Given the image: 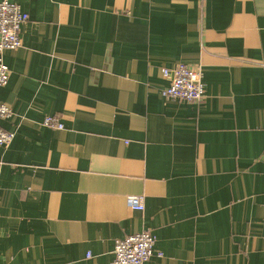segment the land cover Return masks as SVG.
Masks as SVG:
<instances>
[{
  "label": "crops",
  "instance_id": "0c3cea01",
  "mask_svg": "<svg viewBox=\"0 0 264 264\" xmlns=\"http://www.w3.org/2000/svg\"><path fill=\"white\" fill-rule=\"evenodd\" d=\"M10 1L0 264H112L143 232L146 264H264V0ZM179 63L199 107L162 97Z\"/></svg>",
  "mask_w": 264,
  "mask_h": 264
},
{
  "label": "built area",
  "instance_id": "2783aa9c",
  "mask_svg": "<svg viewBox=\"0 0 264 264\" xmlns=\"http://www.w3.org/2000/svg\"><path fill=\"white\" fill-rule=\"evenodd\" d=\"M29 16L22 8L10 0L0 1V90L8 85L10 69L2 60L6 51H16L23 45L21 31ZM163 77L170 79V86L162 91L167 100L193 103L198 107L205 100L203 71L200 67H190L179 63L171 69L161 70ZM12 116V110L0 99V123ZM43 126L61 130L63 125L59 117H46ZM15 139V134L5 131L0 125V146L8 148ZM129 207L144 211V197L130 196ZM156 237L150 232L138 233L119 240L115 244L112 264H146L155 255ZM162 257V254L158 255Z\"/></svg>",
  "mask_w": 264,
  "mask_h": 264
}]
</instances>
